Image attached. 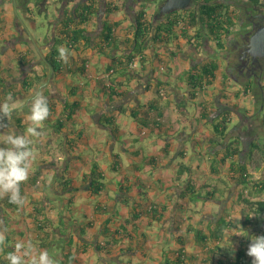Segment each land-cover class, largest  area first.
Masks as SVG:
<instances>
[{
    "label": "crops",
    "instance_id": "crops-1",
    "mask_svg": "<svg viewBox=\"0 0 264 264\" xmlns=\"http://www.w3.org/2000/svg\"><path fill=\"white\" fill-rule=\"evenodd\" d=\"M95 1L102 13L86 24L91 44L98 42L105 19L118 24L116 37H130L135 13L143 1L113 0L118 9L108 15L103 6L111 0ZM235 1L224 2L238 11ZM46 3L49 11L45 18L33 0H0V103L11 96L9 105L15 109L7 117L0 116V139L13 129L27 135L31 126L27 105L37 93L48 98L51 109L49 119L39 128L40 135L30 137L34 159L28 180L20 186L23 204L0 196V236L7 238L13 249L24 241L37 251L47 250L54 264H176L178 251L183 253L182 264H234L240 250L247 252L248 236L254 235L243 225L244 221L250 223L251 213L257 214L251 223H259L256 234L264 230V213L250 210L241 199L248 195L249 201L264 202V73L260 74L263 69L259 66L261 70L257 67L254 75L235 76L228 68L237 50H231L229 56L227 46L232 38L238 39L241 30H247L249 19L243 26H239L241 21L234 26L222 51L206 35L195 46L176 29L170 44L154 50L159 61H148L136 76L115 77L122 95L110 98L101 78L110 59L92 46L62 45L68 68L61 73L51 72L43 61L64 9L70 10L74 4L64 0ZM159 3L149 0L145 4L147 19L159 21ZM149 53L152 56V50ZM210 61L218 64L213 80L194 90L191 98L185 72ZM157 80L161 81L158 94ZM160 89L164 95L159 94ZM73 101L79 103L78 109L56 131L53 124L63 121V105ZM224 105L233 109L223 141L212 125ZM137 110L148 126L132 117ZM121 114L131 117L137 126L129 135L120 129L126 123H117ZM66 140L70 141V151ZM227 144L232 145L228 150ZM232 163L245 166L243 176L250 184L236 180ZM95 165L102 175L98 193L90 190ZM181 166L187 167L182 174ZM62 180L70 185L65 191L61 190ZM188 183L198 195L193 201L190 194L184 195ZM154 205L159 213L156 220L150 213ZM134 206L139 213L136 219L131 217ZM42 215L52 221L47 235L45 230H36ZM220 217L230 220L222 237L198 243L194 232L208 235L207 226ZM119 230L122 234L115 232ZM46 237L49 246L44 247ZM69 238L72 246L91 247L74 261H67ZM1 247L0 264H5ZM245 258L244 264H252L247 254Z\"/></svg>",
    "mask_w": 264,
    "mask_h": 264
},
{
    "label": "trees",
    "instance_id": "trees-1",
    "mask_svg": "<svg viewBox=\"0 0 264 264\" xmlns=\"http://www.w3.org/2000/svg\"><path fill=\"white\" fill-rule=\"evenodd\" d=\"M34 6L38 10L40 14H45L47 17V0H33ZM65 4L74 3L70 10L64 9L62 19L60 20L59 27L54 28V32H56L52 38V46L49 53L45 56L46 64L49 65L55 74L61 73L65 71V66L67 64L62 60L59 56V51L62 45H65L66 48H74L78 44H84L87 46H92L98 53L106 55L110 59V64L107 66L106 70L109 71L112 69V76L109 80V86H104V91L108 94L110 98H114L116 96L122 95L119 91V84L115 82V77L123 76L126 78H130L132 76H136L137 73L144 67V65L148 61H152L153 59H157L159 61L157 51L154 52L156 48H160L162 46H167L171 43V41L176 37L175 30L180 29V33L184 36H187V40L195 46L200 44L201 38L203 36H207L210 40L215 43L217 50H224L226 43V37L232 32V29L238 22L241 21V17L239 12L233 7L231 4H227L225 0H192L191 6L189 9H183L179 11L170 12L164 17L161 18L160 21H153L151 19H147L146 17V3L149 0H142L144 5L136 11L134 22L132 25V31L130 37L126 39H119L115 36V29L117 27V23L111 20L105 19L102 20V28L99 34L98 42L91 44V35L88 33L86 24L95 16L100 15L102 13V7L95 0H81L79 2H74V0H64ZM116 1V0H115ZM120 1V0H117ZM162 1V0H161ZM160 1V3H161ZM111 2L106 3L104 8V13L107 15L116 11L118 8L114 3ZM250 4V10L255 14H263L264 13V1L263 0H248ZM159 3V4H160ZM158 12V7L157 10ZM32 14V12H30ZM264 22V21H263ZM189 28L193 31V34L189 35ZM152 50L153 54L150 56L149 51ZM140 57L139 63L140 67L137 70H131L128 67L129 61L133 58ZM68 68V67H67ZM218 68V64L215 61H210L201 65L199 68H191L185 72L187 86L191 90L190 95L191 98H194V90L201 89L202 87L210 84L211 80L214 78V72ZM80 74L84 72V63L81 68L78 69ZM40 78V77H38ZM158 81V80H157ZM28 81H24V83ZM247 84H250L248 81ZM161 81L156 83L157 94L158 89L160 88ZM157 100L153 101L156 102ZM79 103L76 101L66 102L63 105V109L61 115L63 117V121H57L53 124L54 129L56 131H60L63 127L64 123L69 121L72 116L75 114L78 109ZM148 108L153 110L152 104H149ZM233 109V106L224 105L218 112V115L213 118L212 128L217 137L221 138V140H225L228 136L226 133L229 123H230V113ZM49 110L50 107H49ZM204 110V109H203ZM183 111V109H182ZM50 112V111H49ZM147 112V111H146ZM137 112H132V117L136 118L137 123L144 124L148 126V121H144L145 117L142 116L140 119L137 115ZM144 118V119H143ZM49 119V118H48ZM155 125L159 123L157 120L152 121ZM234 144V143H232ZM67 150H71V144L69 140H66ZM231 144H227L226 148L228 150L231 147ZM230 151V149H229ZM236 151V150H235ZM231 153H234L232 151ZM235 166H238L235 168ZM98 167L95 165L91 170V183L90 190L94 193H98L101 190L102 183L100 180L102 179L101 172L97 171ZM186 166H181L179 170L180 174L183 171H186ZM212 170L213 169L212 167ZM231 170L233 175H237L236 180L241 182L242 184H250L248 178L244 174L245 166L236 165L232 163ZM253 187L256 185L255 183H251ZM61 190L65 191L70 185L68 181L62 180L60 183ZM260 190V188H259ZM189 195V200L193 201L198 197L195 191L191 190V184L188 183L184 189V195ZM250 196L245 195L241 196L243 203L249 206V209L254 210L256 213H264V202L263 201H249ZM7 198L6 200H8ZM10 200V199H9ZM155 206V205H154ZM150 213L154 220L159 218V213L157 207H152L150 209ZM138 214L135 210V206L132 208V218L136 219ZM50 219L42 215V219L36 222V230H45L47 235V231L51 230L53 227L52 221ZM59 222L62 224V220L59 217ZM127 222V221H126ZM51 224V225H50ZM243 225H247V230L254 235H264V230L261 231L260 234H256V229L259 227V223L251 224L247 223V221L243 222ZM230 226V220L225 219L224 217H220L213 225L207 226L208 235H205L204 232L198 230L194 232V236L198 243H205L209 239L219 240L222 237L224 231H226ZM122 230L115 231L117 234H120ZM83 233V232H82ZM122 234V233H121ZM127 234V233H125ZM124 234V235H125ZM126 236V235H125ZM252 236V235H250ZM248 236L247 247L249 246L250 240ZM127 237L131 238L127 234ZM71 238H69L68 246L69 251L65 254V259L67 261H74L75 256L80 253H85L91 247V245H76L72 246ZM5 241V245L2 246V256L7 257L11 251L12 247L7 243V238L3 239ZM44 247L49 246V238L46 237L44 240ZM97 250H101V247L98 245ZM182 251H178L176 254L177 260L174 262L176 264H182L181 256ZM245 250H240L237 253V257L234 264H244L246 261L245 258ZM2 261V258H0ZM7 264V259L5 260Z\"/></svg>",
    "mask_w": 264,
    "mask_h": 264
},
{
    "label": "clouds",
    "instance_id": "clouds-1",
    "mask_svg": "<svg viewBox=\"0 0 264 264\" xmlns=\"http://www.w3.org/2000/svg\"><path fill=\"white\" fill-rule=\"evenodd\" d=\"M59 56L62 60H67L66 50L60 49ZM12 99L9 96L7 101L0 103V116L7 117L15 111L9 105ZM27 108L31 122L27 135L13 129L0 139V196H7L12 203L21 205L23 199L20 186L28 180L30 165L34 159L30 137H38L39 128L49 118L48 98L37 93L31 98ZM2 240L3 236H0V241ZM249 240L246 254L252 258V264H264V235H253ZM6 259L7 264H54L47 250L37 251L31 243L24 241L17 242Z\"/></svg>",
    "mask_w": 264,
    "mask_h": 264
},
{
    "label": "flooded vegetation",
    "instance_id": "flooded-vegetation-1",
    "mask_svg": "<svg viewBox=\"0 0 264 264\" xmlns=\"http://www.w3.org/2000/svg\"><path fill=\"white\" fill-rule=\"evenodd\" d=\"M239 9V8H238ZM240 9L238 10L240 14ZM241 17V15H240ZM249 19V27L247 30H241L242 34L237 36L238 39L232 38L233 40L230 41V46L228 45V52L229 56L231 50H237L234 53V58L228 62L229 65V72L234 75L233 71L235 72V76H243L248 77L254 75L257 70V67L261 66L263 69L260 74L264 73V58H260L258 60H252V58L245 53V44L248 42V38L250 34L256 29L258 26L262 25L264 22V13L263 14H255L250 10L246 12V19L241 20L239 26H243L246 23V20ZM239 23V22H238ZM244 29V28H243ZM244 31V32H243ZM229 60V59H228ZM260 68V67H259ZM261 68L259 70H261ZM250 74V75H249Z\"/></svg>",
    "mask_w": 264,
    "mask_h": 264
},
{
    "label": "water",
    "instance_id": "water-1",
    "mask_svg": "<svg viewBox=\"0 0 264 264\" xmlns=\"http://www.w3.org/2000/svg\"><path fill=\"white\" fill-rule=\"evenodd\" d=\"M191 3L192 0H162L158 5V16L156 19L160 21L164 15L170 12L189 9ZM36 50L40 55H42L39 52L40 50L38 47H36ZM245 53H247L252 58V60L264 58V23L254 29L250 34L248 42L245 44ZM42 59L44 62H46V59L43 56ZM50 70L52 72V68H50Z\"/></svg>",
    "mask_w": 264,
    "mask_h": 264
},
{
    "label": "rangeland",
    "instance_id": "rangeland-1",
    "mask_svg": "<svg viewBox=\"0 0 264 264\" xmlns=\"http://www.w3.org/2000/svg\"><path fill=\"white\" fill-rule=\"evenodd\" d=\"M264 1V0H263ZM159 2V0H158ZM235 3L238 5L240 11V15H241V20L246 19V12L247 10L250 8V4L247 0H236ZM47 11L48 8H47ZM48 14V12H47ZM48 16V15H47ZM44 17L46 18L45 14ZM220 51V50H219ZM228 51V49H227ZM74 80H78V77H73ZM121 122H125V126L123 124H121ZM117 123L120 125V129H123L125 131V134L129 135V132L131 129H137L136 124L133 122V120L131 119V117L126 116V115H119L118 117V121ZM235 123H233L234 125ZM121 135V139L123 138V133L120 134Z\"/></svg>",
    "mask_w": 264,
    "mask_h": 264
},
{
    "label": "built area",
    "instance_id": "built-area-1",
    "mask_svg": "<svg viewBox=\"0 0 264 264\" xmlns=\"http://www.w3.org/2000/svg\"><path fill=\"white\" fill-rule=\"evenodd\" d=\"M189 30H191L190 28H189ZM190 32V31H189ZM192 34V33H191ZM191 34H189V35H191ZM139 58L140 57H136V58H133L131 61H129V63H128V67H129V69H131V70H137V69H139V67H140V63H139ZM112 75V69H110L109 71H106L102 76H101V78L104 80V83H105V86L106 87H108L109 86V80H110V76ZM164 93H165V91H164V89H160V92H159V94L160 95H164ZM255 216L257 217V214H253V213H251L250 215H249V222L250 223H254L255 222V220H254V218H255ZM249 257V256H248ZM250 259H252L251 257H249Z\"/></svg>",
    "mask_w": 264,
    "mask_h": 264
}]
</instances>
